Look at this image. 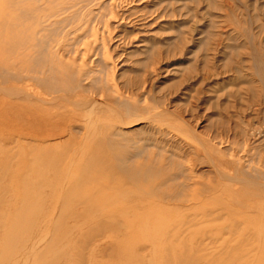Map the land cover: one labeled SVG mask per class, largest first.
I'll return each mask as SVG.
<instances>
[{"label": "rangeland", "instance_id": "1", "mask_svg": "<svg viewBox=\"0 0 264 264\" xmlns=\"http://www.w3.org/2000/svg\"><path fill=\"white\" fill-rule=\"evenodd\" d=\"M83 19L87 22H83L84 31L69 37L74 51L70 58L78 69L84 65L83 85L95 86L103 100L87 92L83 95L85 106L97 107L92 113L83 109V120L63 111L59 117L67 120L57 122L55 115L45 126L22 131L16 125L23 119L31 120V115L15 118L22 109L18 104L22 99L0 91V172L3 174L6 168L9 178L34 179L36 171L47 167L50 173L44 176L46 186L60 188L67 173L66 186L78 183L75 192L83 194L95 190V181L112 182L115 188L137 194L162 190L181 193L182 199H189L180 203L182 213L197 217L198 227H217L222 220L207 219L205 214L221 209L219 199L229 200L223 192H217L230 185L236 168L243 162L244 166L253 163V168L264 173V0H95L83 8ZM140 22L143 26H138ZM12 27L15 29L14 24ZM0 80L5 83H0L3 88L15 90L19 85ZM10 117L13 127H5L3 120ZM257 126L262 133L251 131ZM115 132L121 133L117 148L100 145L103 137ZM217 149L219 156L212 154ZM63 153L68 154L71 177L67 167L62 170L57 165ZM220 158L234 161L236 168H224L217 162ZM36 159L39 162L34 165ZM129 164H134L132 170ZM172 172L174 176H170ZM153 176L158 178L155 183ZM216 183L219 188L215 191L212 188ZM16 192L19 203L31 195L24 189ZM230 227L229 232L246 229L237 224ZM214 234L222 238L217 237L219 242L245 248L256 245L255 251L262 247L255 240L249 242V233L239 238L218 230L211 234L216 238ZM232 255L216 253L214 259L230 260ZM249 259L252 263L238 259L232 264H264V258Z\"/></svg>", "mask_w": 264, "mask_h": 264}, {"label": "bare ground", "instance_id": "2", "mask_svg": "<svg viewBox=\"0 0 264 264\" xmlns=\"http://www.w3.org/2000/svg\"><path fill=\"white\" fill-rule=\"evenodd\" d=\"M94 1L0 0V79L16 81L19 84L15 90L0 87V91L14 95V98L17 96V98L22 99V101L19 100L21 103H18L22 109L18 110L15 118L20 119L24 115H31L32 117L31 120L23 119V123H18L16 129L27 131L36 128L37 125L45 126L55 115H58V120H55L62 122L67 120V117H59L63 111H66L68 115L81 117L83 120V109L92 113L96 111L95 108L97 107L95 105L85 106L83 95L88 92L97 100H103V97L98 95L100 93L95 86L92 88L84 86L86 85L83 83L85 80L83 79V68L85 67H83L84 65L81 67L82 62H79L81 68L78 69L79 66L75 65V60L70 58L74 51L68 43L69 37L73 34L76 36L75 33L80 30L84 31L83 8ZM112 6L114 7V5ZM85 14L88 13L85 12ZM146 21L148 22V20ZM13 24L15 29L12 27ZM141 24L138 26H143V23ZM120 45L117 44V46ZM98 82L96 80L99 89ZM2 83L1 85L4 86L5 83ZM101 85L105 88L106 84L102 83ZM103 94L106 93L103 92ZM15 100L17 101V99ZM114 107L116 108V106ZM114 107L111 106V108ZM1 109L3 108L0 107ZM12 119V117L4 119L3 125L13 127ZM52 122L55 124L54 121ZM104 125L106 126V124ZM263 130L257 126L251 131L262 133ZM120 136L121 133L118 132L107 134L101 139L100 145L117 148L120 145L117 137ZM212 154L221 153L217 149L212 151ZM223 154L225 153L223 152ZM67 157L68 154L63 153L57 165L62 170L67 167L69 173L73 169L70 165L68 166ZM226 159L220 158L217 162L219 161L221 166L226 169L236 168L234 161ZM140 161L144 162L143 159ZM240 161L241 159H239ZM38 162L36 159L34 165ZM243 164L244 162L236 168L235 175L231 177L230 185L222 186L217 192H223L229 197V200L224 202L219 199L217 203L221 205V209L211 210L205 214V217H209L207 219L222 220L221 224L219 223L221 221L216 223L217 227L209 222L213 226L210 229L198 227L199 219L196 221V216L195 219L187 213H182L183 207L180 211V203L189 201V199H182L181 193L162 190L151 192L148 195L137 194L115 188L112 182L97 181L96 184L95 181L93 185L95 190L83 194V192H75L76 187L79 186L78 183H71L66 186L67 173L63 178V186L58 188L54 185L46 186L43 181L44 176L50 173V169L47 167L36 171L34 179L33 177L9 178L7 175L9 170L5 168L3 174L0 172L3 175L0 177V264H232L238 259L242 261L248 259L252 263L250 257L264 258V173L253 168V163H247L245 166ZM133 165H130L129 168H133ZM254 167L257 166L254 165ZM139 168L137 169L139 170ZM145 169L142 170L143 173H146ZM150 169L152 170V168ZM154 172L156 171L154 170ZM57 175L54 173V176ZM62 176L59 174V177L62 178ZM170 176H174V173ZM156 181L158 178L155 179L154 183ZM79 182L82 185L83 178ZM162 185H165V182ZM195 185L197 186L196 183ZM196 186L195 188L198 189ZM218 188L219 185L217 184L212 189ZM17 189L28 190L31 195L19 203L16 198ZM198 193L200 194V192ZM196 198L199 199V196ZM250 209L255 210V213L251 214L252 210L250 211ZM200 217L203 218V215ZM234 224L246 229L240 228L239 231L229 232L230 226ZM206 227H210V225ZM216 230L222 234L229 233L232 238H236L242 233H249V239H251L249 242L255 240L262 247L255 251L256 245L245 248V245L241 247L242 245L237 246L236 243L219 242L217 237L220 235L214 234L217 235L216 238L211 235ZM242 236L246 237L245 234ZM216 253H233L235 255H232L230 260H223L222 258V261H216L214 259Z\"/></svg>", "mask_w": 264, "mask_h": 264}]
</instances>
